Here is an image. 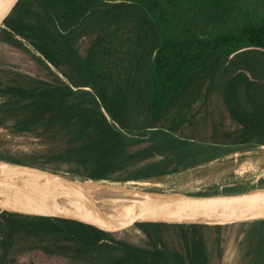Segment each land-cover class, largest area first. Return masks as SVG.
<instances>
[{"label":"trees","instance_id":"1","mask_svg":"<svg viewBox=\"0 0 264 264\" xmlns=\"http://www.w3.org/2000/svg\"><path fill=\"white\" fill-rule=\"evenodd\" d=\"M0 44L44 70L0 65V130L33 144L0 149L1 162L124 183L264 145V0H19ZM127 224L145 244L113 236ZM35 254L73 264H264V220L185 225L0 212V264Z\"/></svg>","mask_w":264,"mask_h":264},{"label":"water","instance_id":"2","mask_svg":"<svg viewBox=\"0 0 264 264\" xmlns=\"http://www.w3.org/2000/svg\"><path fill=\"white\" fill-rule=\"evenodd\" d=\"M18 1L0 0V27ZM258 147L264 148V145ZM89 182L40 180L0 167V212L68 220L185 225H230L264 220V189L189 196L101 183L105 181Z\"/></svg>","mask_w":264,"mask_h":264},{"label":"rangeland","instance_id":"3","mask_svg":"<svg viewBox=\"0 0 264 264\" xmlns=\"http://www.w3.org/2000/svg\"><path fill=\"white\" fill-rule=\"evenodd\" d=\"M87 42L81 44L82 50ZM0 65L15 68L32 75H43V68L27 54L18 49L0 44ZM0 149L27 150L33 146L30 139L19 136H9L0 130ZM5 148V149H4ZM0 167L10 168L31 178L63 183H82L89 180L80 179L64 171L55 173L34 171L24 167L11 165L0 161ZM117 187L145 191L151 193H176L180 195H215L239 194L257 189H264V148L235 152L219 160L201 164L179 174L163 176L138 182H101ZM234 225V224H230ZM118 240L143 245L145 241L141 231L133 224L118 227L113 231ZM233 239H231L232 241ZM21 264H73L64 258H47L35 254L26 256Z\"/></svg>","mask_w":264,"mask_h":264},{"label":"bare ground","instance_id":"4","mask_svg":"<svg viewBox=\"0 0 264 264\" xmlns=\"http://www.w3.org/2000/svg\"><path fill=\"white\" fill-rule=\"evenodd\" d=\"M63 194H65V195H68V194H70V195H87V194H84V193H81V192H74V193L63 192Z\"/></svg>","mask_w":264,"mask_h":264}]
</instances>
